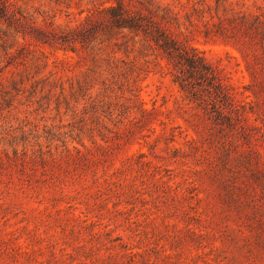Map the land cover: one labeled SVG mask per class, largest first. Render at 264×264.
I'll list each match as a JSON object with an SVG mask.
<instances>
[{
	"label": "rangeland",
	"instance_id": "374dc122",
	"mask_svg": "<svg viewBox=\"0 0 264 264\" xmlns=\"http://www.w3.org/2000/svg\"><path fill=\"white\" fill-rule=\"evenodd\" d=\"M97 1L9 0L51 45L0 21V264H264V104L220 129L138 39L61 41Z\"/></svg>",
	"mask_w": 264,
	"mask_h": 264
},
{
	"label": "trees",
	"instance_id": "16d2710c",
	"mask_svg": "<svg viewBox=\"0 0 264 264\" xmlns=\"http://www.w3.org/2000/svg\"><path fill=\"white\" fill-rule=\"evenodd\" d=\"M15 20L9 0H0V21L7 29L42 44L51 45L56 39L34 25L17 30ZM116 32L123 33L120 43ZM63 34L61 41L70 44L99 34L108 47L125 52L130 49L129 40L134 45L138 39L139 54L152 51L164 58L171 81L183 97L220 129L235 130L242 120L251 127L249 113L257 114L264 104V59L259 57V53L264 57V0H100ZM198 36L234 47L244 60L250 83L240 85L233 79L229 62L238 66L239 61L229 52H223L224 59L210 62L190 43ZM69 48L74 50L72 45Z\"/></svg>",
	"mask_w": 264,
	"mask_h": 264
}]
</instances>
